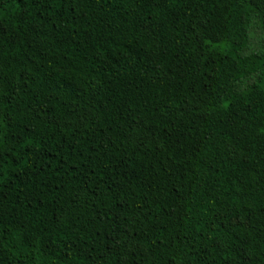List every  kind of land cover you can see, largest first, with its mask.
<instances>
[{"label": "trees", "instance_id": "obj_1", "mask_svg": "<svg viewBox=\"0 0 264 264\" xmlns=\"http://www.w3.org/2000/svg\"><path fill=\"white\" fill-rule=\"evenodd\" d=\"M0 264H264V0H0Z\"/></svg>", "mask_w": 264, "mask_h": 264}]
</instances>
